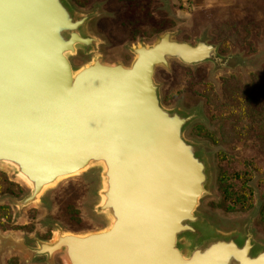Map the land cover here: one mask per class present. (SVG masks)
<instances>
[{
  "label": "water",
  "instance_id": "water-1",
  "mask_svg": "<svg viewBox=\"0 0 264 264\" xmlns=\"http://www.w3.org/2000/svg\"><path fill=\"white\" fill-rule=\"evenodd\" d=\"M89 17L67 0H0V165L31 185L13 203L25 206L47 184L100 165L95 210L108 225L70 233L65 242L59 236L64 247L55 251L66 264H264V243L252 228L257 206L242 232L201 221L197 208L209 193L211 167L207 145L185 130L202 115L165 107L154 78L157 65L169 67L168 57L188 65L209 61L213 72L241 57L221 56L205 36L191 45L165 32L131 46L129 65L107 63L97 53L100 40L83 31ZM79 46L96 54L74 69L69 57ZM1 239L10 245V237ZM12 243L29 257L41 253ZM42 243L51 245L41 241L39 249ZM222 245L229 248L218 253ZM45 254L52 264L51 250Z\"/></svg>",
  "mask_w": 264,
  "mask_h": 264
},
{
  "label": "rangeland",
  "instance_id": "rangeland-1",
  "mask_svg": "<svg viewBox=\"0 0 264 264\" xmlns=\"http://www.w3.org/2000/svg\"><path fill=\"white\" fill-rule=\"evenodd\" d=\"M67 2L77 14L90 16L83 31L100 40L97 53L107 63L129 65L131 46L151 44L165 32L191 44L208 36L221 55L241 57L232 68L214 72L212 62L188 65L172 58L169 67H155L154 78L165 107L202 115L185 130L188 139L207 145L203 150L211 167L209 193L197 208L201 221L212 230L242 232L257 206L253 235L264 243V0ZM95 54L79 46L69 58L76 69ZM102 181V167L96 165L18 207L13 201L29 187L10 167L0 165V264H49L45 254L28 257L13 247L14 241L37 247L52 240L57 227L73 233L106 227L108 220L95 210ZM1 237H10V245ZM55 252L52 264H66L63 252Z\"/></svg>",
  "mask_w": 264,
  "mask_h": 264
},
{
  "label": "bare ground",
  "instance_id": "bare-ground-1",
  "mask_svg": "<svg viewBox=\"0 0 264 264\" xmlns=\"http://www.w3.org/2000/svg\"><path fill=\"white\" fill-rule=\"evenodd\" d=\"M170 39L172 40V38L170 37ZM174 40V39H173ZM179 42H181V41H179ZM188 43V42H187ZM190 44V43H189ZM199 52H201L202 53V55L206 52V48H204V47H200L199 48ZM170 56V55H169ZM221 56H223V55H221ZM170 59V57H168V60ZM217 62L219 63V64H221V65H224V66H226V65H228L229 63H230V61L229 60H217ZM76 174V173H75ZM75 174H72V175H66V176H64V177H60L58 180H56V181H54V182H52V183H50L49 185L47 184V187H51V186H53L54 184H56L59 180H61V179H65V178H68V177H70V176H73V175H75ZM29 185V184H28ZM29 186H31V185H29ZM43 189H41V191H42ZM39 192L38 194H37V196H39L40 197V195L42 194V192ZM39 197H37V199L39 198ZM36 199V200H37ZM35 200V201H36ZM72 234V235H76V236H81V235H85L86 233H90V232H86V233H73V232H68V231H63L61 234L56 230V234H55V236H54V238L52 239V240H50V241H48V243L49 244H51V245H46V244H44L43 245V243L41 244V249H39L40 247H39V245L37 246V248H38V253L39 252H41L40 254H45L46 252H48V250H51V252H52V256H53V254H54V252H53V250L55 251V250H60L61 248L59 247V246H63L62 245V243L60 244V243H58L57 244V240H58V237L59 236H61V238H64L63 239V241L65 242L66 240H67V238L66 237H64V236H66V235H68V234ZM39 243H41V242H39ZM23 251H26L27 252V250H28V247L25 245V244H22V243H19L18 242V244H17ZM53 245V246H52ZM64 247V246H63ZM226 248V249H228L229 247H227V246H225V245H222V246H220V247H218V253L220 252V251H223L224 249H222V248ZM222 249V250H221ZM46 255V254H45ZM29 257V256H28Z\"/></svg>",
  "mask_w": 264,
  "mask_h": 264
},
{
  "label": "trees",
  "instance_id": "trees-1",
  "mask_svg": "<svg viewBox=\"0 0 264 264\" xmlns=\"http://www.w3.org/2000/svg\"><path fill=\"white\" fill-rule=\"evenodd\" d=\"M217 53L218 54H220L219 53V51H217ZM233 54V53H232ZM221 55V54H220ZM228 55V54H227ZM247 109V108H246ZM223 171H227L228 169H222ZM229 171V170H228ZM222 176H223V173L222 174H220V176H219V179H220V181L221 180H223V179H225V178H222ZM223 193H224V197L226 198L227 196H228V192L226 191V189L224 188L223 189ZM238 198H240V197H238ZM261 214L262 215H264V207H263V209L261 210ZM264 217V216H263Z\"/></svg>",
  "mask_w": 264,
  "mask_h": 264
},
{
  "label": "flooded vegetation",
  "instance_id": "flooded-vegetation-1",
  "mask_svg": "<svg viewBox=\"0 0 264 264\" xmlns=\"http://www.w3.org/2000/svg\"><path fill=\"white\" fill-rule=\"evenodd\" d=\"M170 3H173V0H170ZM201 37H204V36L202 35V36H200L199 38H201ZM205 37H206V38H205V39H206L205 42H206L207 44L216 45V44H213V43L209 42L208 36H205ZM171 38L174 39V37H172V34H171ZM199 38H198V39H199ZM156 40H157V39H156ZM156 40H155V41H156ZM174 40H176V39H174ZM176 41H179V40H176ZM196 42H197V40H196L193 44H191V43H190V44H191V45H195ZM188 43H189V42H188ZM216 46H217V51H218V45H216ZM55 231H56V230H55ZM20 242H21V241H20ZM54 253H56V252H54ZM53 256H54V254H53ZM46 257H47V256H46Z\"/></svg>",
  "mask_w": 264,
  "mask_h": 264
}]
</instances>
